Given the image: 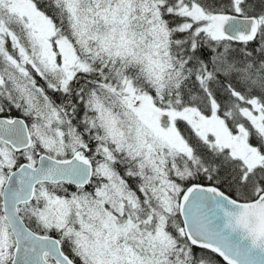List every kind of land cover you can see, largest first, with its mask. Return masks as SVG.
I'll return each mask as SVG.
<instances>
[{
    "label": "snow or ice",
    "instance_id": "snow-or-ice-1",
    "mask_svg": "<svg viewBox=\"0 0 264 264\" xmlns=\"http://www.w3.org/2000/svg\"><path fill=\"white\" fill-rule=\"evenodd\" d=\"M0 264H264V0H0Z\"/></svg>",
    "mask_w": 264,
    "mask_h": 264
}]
</instances>
